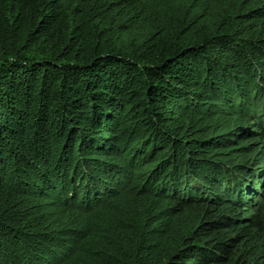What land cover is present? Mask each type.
Wrapping results in <instances>:
<instances>
[{"label":"trees","instance_id":"obj_1","mask_svg":"<svg viewBox=\"0 0 264 264\" xmlns=\"http://www.w3.org/2000/svg\"><path fill=\"white\" fill-rule=\"evenodd\" d=\"M263 148L264 0H0V264H264Z\"/></svg>","mask_w":264,"mask_h":264},{"label":"rangeland","instance_id":"obj_2","mask_svg":"<svg viewBox=\"0 0 264 264\" xmlns=\"http://www.w3.org/2000/svg\"><path fill=\"white\" fill-rule=\"evenodd\" d=\"M262 153L263 154L260 155L259 158L263 162L262 167H264V148L262 149ZM256 177H260V178H258L257 181L251 182L249 186H247L246 189L248 192H245L244 196L239 195V197L245 198L246 201L248 202L247 203L248 205L241 204V206H245V207H242L241 214L243 216H249V217L252 216L251 218H255V219L261 216L264 212V210L261 209V205L264 204V191H263V187L261 186V183H264V178H262L261 175H257ZM239 180L243 182L242 179H239ZM247 212H251V213L246 214ZM263 244L264 242H261L260 244H258V246L255 249H256V254L264 258V246H262Z\"/></svg>","mask_w":264,"mask_h":264}]
</instances>
